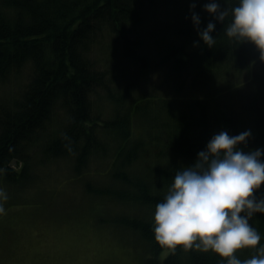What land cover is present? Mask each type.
<instances>
[{
  "label": "trees",
  "instance_id": "1",
  "mask_svg": "<svg viewBox=\"0 0 264 264\" xmlns=\"http://www.w3.org/2000/svg\"><path fill=\"white\" fill-rule=\"evenodd\" d=\"M205 2L197 0L201 27L213 18ZM191 3L0 0V183L26 182L31 165L61 157L83 178L106 168L109 183L87 178L85 188L105 202L98 203L123 206L114 222L138 233L143 264L226 259L161 246L153 231L156 203L176 170L193 163L221 129H251L245 150L264 146V60L253 43L230 41L219 21L209 47L193 25ZM150 72L161 92L139 87ZM251 223L264 243V213Z\"/></svg>",
  "mask_w": 264,
  "mask_h": 264
},
{
  "label": "clouds",
  "instance_id": "2",
  "mask_svg": "<svg viewBox=\"0 0 264 264\" xmlns=\"http://www.w3.org/2000/svg\"><path fill=\"white\" fill-rule=\"evenodd\" d=\"M196 7L192 0L191 20L209 47L219 21L230 41L253 43L264 60V0H206L202 7L213 17L206 27ZM251 137V129H221L193 163L176 170L155 206L153 231L161 246L214 252L226 258L220 264H264L262 233L251 223L264 213V146L245 150ZM0 198L7 199L3 189ZM245 249L252 254L241 258Z\"/></svg>",
  "mask_w": 264,
  "mask_h": 264
},
{
  "label": "rangeland",
  "instance_id": "3",
  "mask_svg": "<svg viewBox=\"0 0 264 264\" xmlns=\"http://www.w3.org/2000/svg\"><path fill=\"white\" fill-rule=\"evenodd\" d=\"M141 78V89L161 92L156 73ZM32 152L34 159L39 157ZM71 160L31 165L26 182L21 178L11 188L0 183L7 196L0 198V264H143L138 233L114 222L123 206L98 203L104 201L91 198L85 188L87 178L94 184L109 183L106 168H93L83 178L75 174ZM100 160L110 166L108 158ZM14 168L20 171L22 163Z\"/></svg>",
  "mask_w": 264,
  "mask_h": 264
},
{
  "label": "water",
  "instance_id": "4",
  "mask_svg": "<svg viewBox=\"0 0 264 264\" xmlns=\"http://www.w3.org/2000/svg\"><path fill=\"white\" fill-rule=\"evenodd\" d=\"M14 163H15V161H14Z\"/></svg>",
  "mask_w": 264,
  "mask_h": 264
}]
</instances>
